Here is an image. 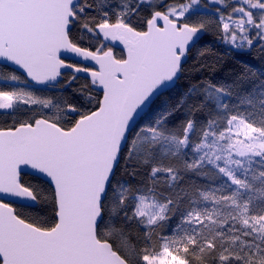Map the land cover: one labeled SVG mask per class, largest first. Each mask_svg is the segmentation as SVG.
<instances>
[{
  "label": "snow or ice",
  "instance_id": "obj_1",
  "mask_svg": "<svg viewBox=\"0 0 264 264\" xmlns=\"http://www.w3.org/2000/svg\"><path fill=\"white\" fill-rule=\"evenodd\" d=\"M0 71V264H264V0H0Z\"/></svg>",
  "mask_w": 264,
  "mask_h": 264
},
{
  "label": "trees",
  "instance_id": "obj_2",
  "mask_svg": "<svg viewBox=\"0 0 264 264\" xmlns=\"http://www.w3.org/2000/svg\"><path fill=\"white\" fill-rule=\"evenodd\" d=\"M3 75V71H0V76H2ZM0 86H2V85H0Z\"/></svg>",
  "mask_w": 264,
  "mask_h": 264
},
{
  "label": "water",
  "instance_id": "obj_3",
  "mask_svg": "<svg viewBox=\"0 0 264 264\" xmlns=\"http://www.w3.org/2000/svg\"><path fill=\"white\" fill-rule=\"evenodd\" d=\"M25 171H27V169ZM18 203H20V202H18Z\"/></svg>",
  "mask_w": 264,
  "mask_h": 264
}]
</instances>
